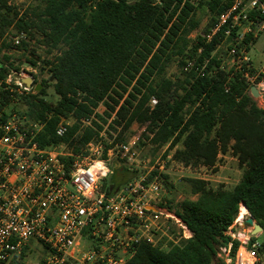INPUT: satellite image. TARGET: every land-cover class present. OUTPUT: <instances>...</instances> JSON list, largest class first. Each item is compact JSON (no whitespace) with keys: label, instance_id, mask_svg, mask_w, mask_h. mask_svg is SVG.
<instances>
[{"label":"trees","instance_id":"trees-1","mask_svg":"<svg viewBox=\"0 0 264 264\" xmlns=\"http://www.w3.org/2000/svg\"><path fill=\"white\" fill-rule=\"evenodd\" d=\"M229 5L230 0H205L197 6L194 0H42L22 10L11 0H0V37L9 31L14 37L24 36L17 48L5 41L0 54L27 51L36 39L47 53L57 52L46 63L58 102L45 100L47 81L40 91L22 95V107L33 119L46 120L52 114L41 134L44 144L59 142L57 124L62 116L73 115L77 123L62 141L68 147L78 136L80 145H87L101 126L93 121L94 128L81 130V120L90 118L100 102L110 99L119 105L124 99L115 124L128 129L140 123L145 127L143 140L176 149L175 160L216 170L219 156L231 151L243 169L242 179L231 189L189 178L190 194L196 198H185L171 209L193 236L168 251L141 244L126 264H213L241 204L264 228V108L240 74L232 79V72L222 68L215 52L223 31L208 41ZM204 6L210 22L192 40L191 32L200 27L199 7ZM4 58L10 60L8 54ZM30 62L38 64L35 57ZM173 62L183 72L176 81L166 75ZM11 67L20 69L17 62ZM9 73L0 61V76ZM11 94L2 92L3 105ZM152 97L158 100L153 110L148 106ZM179 144L182 147L176 148Z\"/></svg>","mask_w":264,"mask_h":264},{"label":"built area","instance_id":"built-area-1","mask_svg":"<svg viewBox=\"0 0 264 264\" xmlns=\"http://www.w3.org/2000/svg\"><path fill=\"white\" fill-rule=\"evenodd\" d=\"M221 31V42L228 41L222 68L231 64L250 94L256 86L264 98V69H257L249 55L264 38V0H230L213 37ZM15 74L0 76V264H126L141 244L168 251L193 236L165 200L164 175L173 155L146 165L126 182H114L115 168L132 160L130 143L110 141L99 132L83 152H70L62 139L71 125L62 119L55 128L59 142L44 144L41 134L52 114L35 120L28 109L15 107L30 91L23 76L13 82ZM5 90L12 94L3 105ZM150 103L155 107L158 100L152 97ZM92 119L95 115L81 123L94 128ZM243 206L224 233L228 241L217 248L220 264H264V241L258 240L264 230L254 233V217L251 226L248 218L240 220ZM41 249L45 254L29 262Z\"/></svg>","mask_w":264,"mask_h":264},{"label":"rangeland","instance_id":"rangeland-1","mask_svg":"<svg viewBox=\"0 0 264 264\" xmlns=\"http://www.w3.org/2000/svg\"><path fill=\"white\" fill-rule=\"evenodd\" d=\"M201 1H205V0H194V3L197 6ZM41 2L42 0H11V3L13 5L18 6L22 10L28 8H34L37 5L41 4ZM198 18L201 20L200 27L191 32L189 37L192 40H195L198 34L202 32L204 29H206V27L210 22V12L206 6L199 7ZM214 28L212 29L211 33L208 36V41H211L212 38H214L213 37ZM11 32L12 31H9L6 35L0 37V46L6 41L10 43L13 48H17L16 46H18L19 43L17 44L16 41L17 40L20 41L22 38H24V36L20 35L18 37H14ZM210 36L212 37L209 40ZM227 45H228V41L219 43L215 52L225 60H228ZM56 53H57L56 51H54V53L52 54L47 53V47L42 45L39 39L38 40L36 39L30 42V44L27 47V51L23 52L16 49L13 50L12 52L8 50L2 51V53L0 54V61L6 63L10 72L15 71L17 73L12 76L13 82L18 80V78L21 76H23V78L33 77L34 87L30 89V91L26 92L24 95L33 92V90H35L34 93L37 92L35 89L36 84L42 85V82L47 81L46 83L47 95L44 96V98L46 101L56 104L59 100V96H57V94L54 91L53 81L52 79H50L51 76L48 71L49 67L46 63L47 61L52 60ZM5 54H8L10 56V60L8 61L5 60L4 58ZM32 57H35L38 60L37 66H33L31 64L30 59ZM260 59L262 58L258 57L256 60L259 61ZM12 62H17V66L20 69L17 70L11 67ZM26 64H29L28 67ZM223 67H224L223 69L226 70L227 72H232L231 77L236 74L235 71L233 72V68L231 64L225 63ZM166 75L167 77L175 81L183 77V72L178 62H173L170 65L168 71L166 72ZM125 96H127V94ZM79 97L81 98V96ZM254 99L257 101L259 107L264 108V98L259 97ZM123 102L124 99L120 101L119 105H116L114 101L110 99L100 102L99 105L96 108H94L93 115H95V120L92 119L93 127L95 126L93 121H96L98 125L101 126L99 132L105 134L110 141L130 143V145L132 146V150H131L132 154L130 155L132 160L122 164V166L125 168L124 171L114 170L115 177L113 181L116 183H123L132 179L136 175L142 173L145 170L144 167L146 165L151 166L158 159L163 160L168 155H173L174 158V153L176 150V149L170 150L169 145L157 148L147 140H143L142 133L145 127L138 122H134L128 129L124 128L123 123L122 125H116L114 122L116 118V113L120 108V106L123 104ZM22 105H18L15 107L21 109ZM110 106L114 107L115 110L113 111ZM148 106L150 107L151 110L155 108L151 105L150 102L148 103ZM62 119L68 121L71 126L77 123V120L73 117V115L69 117L62 116L61 120ZM80 124H81L80 125L81 130H84L86 126H83L82 123ZM113 125L115 126L116 129H113L112 127ZM79 142L80 141L78 139V136L73 137L67 149L70 152H75L74 150L79 148L78 152L79 153L83 152L86 148V145H80ZM181 147L182 145L179 144L176 148H181ZM242 175H243V169L239 166L237 158L232 154L231 151H229L225 155L221 154L219 156L216 170L214 168L205 167V166H192V165L188 166L174 159V162L169 163L168 171H166L164 175L168 188V195L165 199L167 206L171 208L177 202L182 201L185 198H192V199L196 198L195 196H192L190 194V185L188 182L189 178H199L206 180L210 187L216 188L220 185H224L227 189H231L240 182V180L242 179ZM109 182L110 179L105 180V185H109ZM258 240L260 242L264 241V233L258 238ZM44 254L45 252L43 249L40 250L39 256L35 252H32L31 255L28 257V260L29 262H36L40 259V255L43 256ZM214 262L215 264H220V262L217 259H215ZM14 264L17 263L14 262Z\"/></svg>","mask_w":264,"mask_h":264},{"label":"water","instance_id":"water-1","mask_svg":"<svg viewBox=\"0 0 264 264\" xmlns=\"http://www.w3.org/2000/svg\"><path fill=\"white\" fill-rule=\"evenodd\" d=\"M27 67L29 64H26ZM22 84L25 85L27 88L32 89L34 87V79L33 77H27V78H23L22 79ZM42 88L41 84H36L35 89L36 91H40V89ZM251 95L254 98H259L260 97V93L257 89L256 86H252L251 87ZM111 181V178H110ZM113 189V185L110 186V191ZM253 224V218H249L246 222V225L251 226ZM264 228L260 223H256L255 224V229H254V233H257L259 231H263Z\"/></svg>","mask_w":264,"mask_h":264},{"label":"crops","instance_id":"crops-1","mask_svg":"<svg viewBox=\"0 0 264 264\" xmlns=\"http://www.w3.org/2000/svg\"><path fill=\"white\" fill-rule=\"evenodd\" d=\"M249 55L253 61L254 66L257 69H264V38L260 37L255 46H253L250 50H249ZM262 58L259 61L256 60L257 58Z\"/></svg>","mask_w":264,"mask_h":264},{"label":"bare ground","instance_id":"bare-ground-1","mask_svg":"<svg viewBox=\"0 0 264 264\" xmlns=\"http://www.w3.org/2000/svg\"><path fill=\"white\" fill-rule=\"evenodd\" d=\"M253 218V216L251 215V213L249 212V210L247 209V207L243 206L242 210H241V215H240V220H244V219H249V218Z\"/></svg>","mask_w":264,"mask_h":264}]
</instances>
